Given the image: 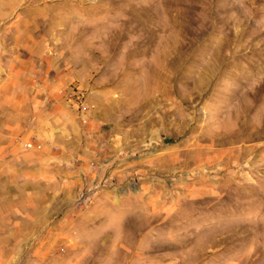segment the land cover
<instances>
[{"label": "rangeland", "instance_id": "obj_1", "mask_svg": "<svg viewBox=\"0 0 264 264\" xmlns=\"http://www.w3.org/2000/svg\"><path fill=\"white\" fill-rule=\"evenodd\" d=\"M0 264H264V0H0Z\"/></svg>", "mask_w": 264, "mask_h": 264}, {"label": "built area", "instance_id": "obj_2", "mask_svg": "<svg viewBox=\"0 0 264 264\" xmlns=\"http://www.w3.org/2000/svg\"><path fill=\"white\" fill-rule=\"evenodd\" d=\"M83 109H85V107H83Z\"/></svg>", "mask_w": 264, "mask_h": 264}]
</instances>
